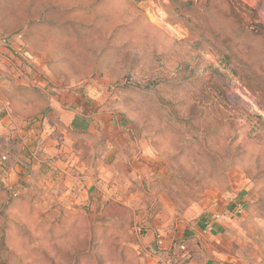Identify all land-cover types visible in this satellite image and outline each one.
I'll return each mask as SVG.
<instances>
[{
    "label": "rangeland",
    "instance_id": "rangeland-1",
    "mask_svg": "<svg viewBox=\"0 0 264 264\" xmlns=\"http://www.w3.org/2000/svg\"><path fill=\"white\" fill-rule=\"evenodd\" d=\"M263 8L0 0V264H154L146 231L214 206L235 257L264 264ZM57 91L84 96L73 167L29 146Z\"/></svg>",
    "mask_w": 264,
    "mask_h": 264
},
{
    "label": "crops",
    "instance_id": "crops-1",
    "mask_svg": "<svg viewBox=\"0 0 264 264\" xmlns=\"http://www.w3.org/2000/svg\"><path fill=\"white\" fill-rule=\"evenodd\" d=\"M1 51L0 49V54L2 53ZM30 91L35 94V90ZM38 93L42 94L43 90ZM80 98H84L80 93L70 97L66 92L57 91L48 96L47 99L49 102L45 105L44 112L37 118L38 120L36 119L32 124H28L30 128L27 134L29 146L32 144V138H40L39 141L41 143L38 145L37 150L41 153L43 158L57 153L60 159L64 160V157H66L65 155L71 154L74 158L69 157L67 165L73 167L77 157L73 154L74 150L72 146L76 145L74 143L75 139L71 134L84 131L87 122L86 119V122L83 124L86 116L81 114L85 111V108H82ZM9 102L10 100L6 92L5 99H0V117L2 120L4 119V121L9 117L7 112L9 108L7 106H10V108L14 106L13 104L9 105ZM79 109H81L82 112H80ZM23 125L25 126V124ZM4 131L5 133L14 135L13 130H8V132L6 130ZM18 132L19 131L16 130V133ZM28 139L26 138V140ZM63 139H68L69 141V144H67L65 148L61 146V141ZM105 143L109 145V151L113 150V146L110 142L105 141ZM28 148L31 149V147ZM18 150L21 151V148ZM23 152H26V149L18 154L19 158L22 157L21 154ZM44 164L46 167H49L51 163L45 162ZM53 165L59 168L56 176H58L60 180L64 178L66 164H64V167L60 168L62 163L57 160ZM91 165L92 164H90V166L85 165L84 167L89 179L93 177L92 174L97 173L96 169L92 168ZM100 165L102 166V164ZM100 167H98V169ZM30 168V174L34 177L36 175L38 176L42 167H40L38 163L33 162ZM17 169H19L18 166L15 167V170ZM91 182L92 180L90 183ZM90 187H92V184H90ZM227 212L228 210L226 207L216 210L214 206L210 207L209 210L198 218H185L184 220L175 222L171 221L166 225L157 226L155 231H146L148 241L151 242V251L153 252L154 260L156 254L162 251L168 253H181L187 251L192 257L189 264H242L241 261L235 257L232 247L230 246L231 241L229 240V232L227 229L231 223V217L226 215ZM208 222L210 223V228L206 230L205 225Z\"/></svg>",
    "mask_w": 264,
    "mask_h": 264
},
{
    "label": "built area",
    "instance_id": "built-area-1",
    "mask_svg": "<svg viewBox=\"0 0 264 264\" xmlns=\"http://www.w3.org/2000/svg\"><path fill=\"white\" fill-rule=\"evenodd\" d=\"M209 228L210 225L207 224L205 229L208 230ZM191 260L192 257L187 251H183L181 253H168L166 251H162L156 254L154 264H189Z\"/></svg>",
    "mask_w": 264,
    "mask_h": 264
},
{
    "label": "bare ground",
    "instance_id": "bare-ground-1",
    "mask_svg": "<svg viewBox=\"0 0 264 264\" xmlns=\"http://www.w3.org/2000/svg\"><path fill=\"white\" fill-rule=\"evenodd\" d=\"M245 1H247L249 4H251L252 6H257V4H258V2L260 1V0H245ZM262 16L264 17V8H263V10H262Z\"/></svg>",
    "mask_w": 264,
    "mask_h": 264
},
{
    "label": "trees",
    "instance_id": "trees-1",
    "mask_svg": "<svg viewBox=\"0 0 264 264\" xmlns=\"http://www.w3.org/2000/svg\"><path fill=\"white\" fill-rule=\"evenodd\" d=\"M172 2H175V1H177V0H171Z\"/></svg>",
    "mask_w": 264,
    "mask_h": 264
}]
</instances>
